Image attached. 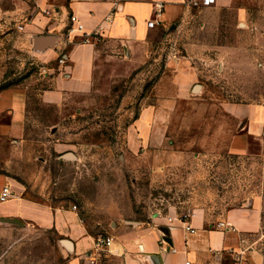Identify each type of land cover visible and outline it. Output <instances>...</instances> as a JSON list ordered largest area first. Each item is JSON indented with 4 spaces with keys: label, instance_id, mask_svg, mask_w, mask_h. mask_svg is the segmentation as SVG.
<instances>
[{
    "label": "rangeland",
    "instance_id": "rangeland-1",
    "mask_svg": "<svg viewBox=\"0 0 264 264\" xmlns=\"http://www.w3.org/2000/svg\"><path fill=\"white\" fill-rule=\"evenodd\" d=\"M241 1L256 10V31L243 28L232 3L190 8L151 34L143 57L93 35L92 87L54 104L42 97L64 72L63 45L37 50L18 27L49 29L38 0H0V93L20 89L27 121L18 139L29 149L22 161V154L8 152L17 138L1 125L16 110H0V173L28 184L36 174L43 199L76 205L99 234L119 220L152 221L196 207L214 219L255 197L262 200L264 229L263 145L258 140L251 153L230 152L243 121L223 105L264 103V0ZM186 65L195 73L187 90L174 81ZM62 150L75 156L61 159ZM61 239L53 228L0 219V264H70Z\"/></svg>",
    "mask_w": 264,
    "mask_h": 264
},
{
    "label": "crops",
    "instance_id": "crops-1",
    "mask_svg": "<svg viewBox=\"0 0 264 264\" xmlns=\"http://www.w3.org/2000/svg\"><path fill=\"white\" fill-rule=\"evenodd\" d=\"M38 1L40 6L57 5L61 8V20L54 23L46 20L48 30H36L35 24H26L23 28L27 35L33 36L37 50H47L60 43L63 45L68 58L63 65L64 72L55 76L56 87L42 97L54 104L63 101L71 90L83 91L92 87L98 52L96 44L81 41L84 38L81 32L68 33L69 14L76 13L86 31L99 32L107 42L118 43L124 54L133 58L144 56L143 50L153 41L152 33L172 25L190 10L183 0ZM232 3L243 28L256 31L259 22L254 15V7L244 5L241 0H217L215 4L225 7ZM158 4L163 6L158 23L149 26L148 21L155 18ZM37 36L54 37L55 42L41 47ZM177 69L174 81L177 87L187 90L195 79V73L190 66ZM16 95H21L19 88H6L0 93V110L11 107L16 110L5 117L1 128L17 138L8 152L22 154V161L29 149L27 144L22 148L24 139L18 138L24 136L27 113ZM223 105L229 114L243 121L242 128L233 134L229 143L230 152L251 153L254 141L258 140L264 149V103L226 101ZM64 151L59 152L61 159L68 157ZM10 166L6 168L9 170ZM35 177L38 176L33 173V182L28 184L11 173H0V190L5 184H10L13 190L10 198L0 202V218H19L24 223L18 224L20 226L30 223L53 228L62 239L72 241V249L62 242L71 253L70 264H264L263 205L258 197L231 206L214 219L208 217L205 207H196L181 215L158 214L152 221L119 220L107 234H99L98 226H90L78 209L43 199L40 194L45 193L44 186ZM185 215L196 228L195 232L183 227L180 217ZM162 225L170 227L168 235L160 229ZM101 236L112 238L104 249L96 246Z\"/></svg>",
    "mask_w": 264,
    "mask_h": 264
},
{
    "label": "built area",
    "instance_id": "built-area-1",
    "mask_svg": "<svg viewBox=\"0 0 264 264\" xmlns=\"http://www.w3.org/2000/svg\"><path fill=\"white\" fill-rule=\"evenodd\" d=\"M217 2V0H183V4L190 8H202L206 6L213 5ZM40 6V5H39ZM162 4H158L157 11L155 14V18L148 21L149 26H155L158 23V17L162 12ZM40 14L47 18L48 23H54L58 20H61V8L57 5H48L41 6ZM20 29L24 28V24H18ZM68 33H76L81 32L84 36L83 40L85 42L90 41V37L93 35H99L97 31H86L84 23L81 21L79 16L76 13H71L68 16V24H67ZM67 57L65 54L60 53L58 55V63L64 65L66 63ZM13 195V190L10 184H5L2 186L0 190V202L6 201ZM76 205H74V208ZM172 220V217H169ZM181 222L183 223V227L189 232H195L196 228L190 223L189 219L185 215L184 217H180ZM112 241V238H105L103 236L99 237L96 243L97 248L104 249L108 246Z\"/></svg>",
    "mask_w": 264,
    "mask_h": 264
},
{
    "label": "water",
    "instance_id": "water-1",
    "mask_svg": "<svg viewBox=\"0 0 264 264\" xmlns=\"http://www.w3.org/2000/svg\"><path fill=\"white\" fill-rule=\"evenodd\" d=\"M37 41L41 44V47H44L46 45H53V43L55 42V39L54 37H39L37 36L36 37ZM200 88V84H196L194 86V90H199ZM65 156H68V157H74V153L73 152H67L64 154ZM2 221H5V222H12V223H17V224H20V225H24V223L19 219V218H10V217H2L0 218ZM160 229L166 234L168 235L170 233V227L168 226H165V225H162L160 226ZM62 242L68 246L70 249L73 248V245H72V241L67 239V238H63L62 239ZM152 258H155V257H152Z\"/></svg>",
    "mask_w": 264,
    "mask_h": 264
}]
</instances>
